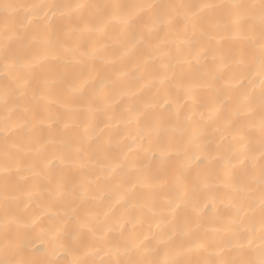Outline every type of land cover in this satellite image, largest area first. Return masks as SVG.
Masks as SVG:
<instances>
[{
    "label": "bare ground",
    "instance_id": "1",
    "mask_svg": "<svg viewBox=\"0 0 264 264\" xmlns=\"http://www.w3.org/2000/svg\"><path fill=\"white\" fill-rule=\"evenodd\" d=\"M240 2L0 0V261L260 258V22L204 7Z\"/></svg>",
    "mask_w": 264,
    "mask_h": 264
},
{
    "label": "snow or ice",
    "instance_id": "2",
    "mask_svg": "<svg viewBox=\"0 0 264 264\" xmlns=\"http://www.w3.org/2000/svg\"><path fill=\"white\" fill-rule=\"evenodd\" d=\"M5 7H11V5H5ZM23 7V6H21ZM77 7H84V5H77ZM204 7H227L239 10V12L249 19L255 20L257 17L260 22V53H261V68L264 73V0H241L240 3L230 5H216L209 4ZM260 129L262 136V148H264V92L261 97V118ZM264 155V152H262ZM261 180L264 183V169L261 172ZM262 223H264V208H262ZM0 264H15L13 261H0ZM151 264H165L161 261H152ZM175 264V262H172ZM230 264H264V248L261 249L260 258L258 260H246V261H232Z\"/></svg>",
    "mask_w": 264,
    "mask_h": 264
}]
</instances>
